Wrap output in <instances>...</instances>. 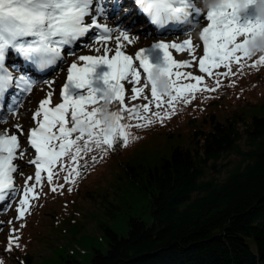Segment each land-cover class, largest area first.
<instances>
[{
    "label": "snow or ice",
    "instance_id": "snow-or-ice-1",
    "mask_svg": "<svg viewBox=\"0 0 264 264\" xmlns=\"http://www.w3.org/2000/svg\"><path fill=\"white\" fill-rule=\"evenodd\" d=\"M134 2L150 18V22L158 27L170 23H191L192 29L187 33L189 38L182 43H155L151 48L137 51L133 57L122 50L123 41L129 44L134 42V38L129 36L130 29L121 25L109 27L107 23L100 22L101 17L107 20L104 0H0V107L6 94L16 89V93L10 98L7 109L9 113L18 112L24 94L31 93L37 83L27 73L22 72L18 76L13 74L18 66L7 63L10 55H16L37 71L43 72L63 59L65 46L71 47L90 32H95L93 41L98 45L94 50L100 53L101 46L103 47V55L79 56V61L84 62L83 66H78L76 62L71 64L67 70V82L62 88L61 103L50 106L53 92L49 91L47 98L39 103V108L33 115L36 127L30 130L29 143L36 152L35 159L30 161L36 167L35 184H25L24 195L17 208L19 218L25 216L30 202L38 198L35 189L42 186V173H47V181L52 184L54 177L58 175L56 166L59 164L60 171L67 172L65 182L75 183L73 177H80V169L87 167V163L79 164L85 155L99 152L103 158L109 150H114V145L118 142H122L124 147L132 142L129 131L131 125L122 122L123 112L130 114L129 120L133 118V113L137 120H144V123H136L135 127L145 128L155 123L154 118H159L161 122L164 118H171V114L175 112L174 104L186 103L195 93L208 91L206 87H199L203 77L182 71L189 62H177L170 51L187 50L191 55L196 50L191 33L199 24L190 20V17L193 13L197 18L204 14L197 7V0ZM260 5H264V0H223L221 6L206 11L207 26L199 33V39L203 42V57L199 59L201 73L212 76L213 69L223 66L228 71L216 73V76H231L233 73L230 65L233 62L239 63L242 58L251 60L254 57L249 54L248 46L252 39L264 35V23L257 17L254 22L241 23L239 13L241 6L256 8ZM120 6L118 0L117 11ZM113 33L116 34V47L114 55L109 58L108 53L113 49L107 45L109 41H113ZM84 47L91 45L86 44ZM153 51L162 52L161 63L153 64L150 61V52ZM69 54L74 55L72 52ZM136 61L138 67L135 65ZM257 65H264V55H259L252 67ZM100 66H106L108 70L97 75L96 69ZM240 66L242 68L244 65ZM139 69L145 74L142 87H137L141 84ZM155 72L159 73L157 78H154ZM160 80L167 81L164 91L159 87ZM185 80L195 83H185ZM123 82L133 85L131 100H136L150 86L149 103L154 102L156 108L160 109L166 102L171 113L165 111L162 114L157 110L154 118H149L141 115L140 105L124 107ZM52 83L48 82L49 88ZM94 83L98 86L94 87ZM144 98L148 99L147 96ZM115 102H119V110H112ZM105 104L108 105L106 112L103 108ZM142 111L144 114L149 113V104L143 105ZM5 122L6 118H0V123ZM18 148L17 135H8L7 131L0 133V202L8 199L9 195L14 198L19 191L14 186L13 176L17 171L13 161L23 157V153L19 157L16 155ZM65 157L75 166H66ZM92 161H97L95 155L92 156ZM52 191H57V187H52ZM12 242L10 239V248Z\"/></svg>",
    "mask_w": 264,
    "mask_h": 264
},
{
    "label": "rangeland",
    "instance_id": "rangeland-1",
    "mask_svg": "<svg viewBox=\"0 0 264 264\" xmlns=\"http://www.w3.org/2000/svg\"><path fill=\"white\" fill-rule=\"evenodd\" d=\"M119 3L120 16H117L125 15L127 22H130L134 16V9L129 1L119 0ZM239 16L241 23L254 22L255 8L249 7L246 11L239 13ZM199 18L193 22L198 23ZM136 20L135 17L134 23L132 22L129 27V36L134 38V42L129 44L123 41L122 50L125 54L132 49L151 48L153 44L161 41L182 43L189 38L187 33L192 29L191 24L178 35L162 37L151 35L150 31L145 29L146 25L135 24ZM206 26L205 11L202 22L191 33L193 47L196 49L191 55L187 50L176 52L170 49V51L177 62H189L182 71L203 77L199 87H206L208 91L195 93L186 103L174 104V114L161 122L159 118H154V113L157 110L162 114L165 111L171 113L167 103L165 102L160 109L156 108L154 102L149 103L150 86L136 100H131L133 85L123 82L125 85L124 107L132 108L140 105L141 115L154 118L155 123L137 129L135 124L145 121L137 120L134 113L131 114L133 118L129 120L130 114L123 112L122 122L131 125L129 131L132 142L127 147L122 146V142H118L114 145V150H109L103 158L99 152H90L85 155L79 164L87 163V167L80 169V177H73L75 183L65 182L67 172L60 171L59 164L56 166L58 175L54 177L52 184L47 181V173H42V186H37L35 189L38 198L30 202V208L23 218H19L17 208L20 199L23 198L25 184L26 182L28 186L35 184L36 167L30 161L35 159L36 152L29 143L30 130L36 127L33 115L38 110L39 103L47 98L49 91L53 92L50 106L61 103V92L63 85L67 82L68 68L73 62L83 66L84 62L79 61V56L103 55V47L101 46V52L97 53L94 49L98 45L87 42L72 52L74 55L69 54L60 68L48 80L37 86L36 90L31 92L32 94H29L28 102L26 101L22 111L5 123H0V133L7 131L8 135H17L18 143L21 140L16 155L19 157L23 153L22 158L13 161L17 167V171L13 173L14 186L19 191L14 198L9 195L8 199L0 202V264H67V260L71 257L76 259L82 257L84 263H89L95 249H107L108 238H105L104 226L123 233L127 230L129 217L137 215L138 212L144 213L146 205L150 203L145 189L138 186L134 177L128 175V168L140 171L141 167H153L161 157L169 156L178 145L184 148L191 147L196 142V132L208 131L212 119L222 121L235 114L253 115L263 112L264 65L252 67L259 59V55L251 60L242 58L239 63L233 62L230 65L233 73L231 76H216V73L228 71L223 66L213 69L212 76L199 71V59L203 57V42L199 39V33ZM114 37L113 41H109L107 45L113 49L108 53L109 58L114 55L116 47ZM146 37H152L155 40L149 43L151 39ZM86 44H90L91 47H84ZM134 54H132L133 57ZM162 58V52H150V61L153 64L161 63ZM241 64L244 65L242 68ZM135 65L138 67V61ZM107 70L106 66H100L96 69V74L99 75ZM139 70L141 84L137 87H142L145 74L142 69ZM49 81L53 82L51 88L48 86ZM183 82L195 83V81L187 80ZM93 86L98 85L94 83ZM145 96L148 99H145ZM145 104H149L150 111L147 114L142 111V106ZM120 107L119 102H115L112 110H119ZM17 125L20 127L17 128ZM201 141L198 139V142L201 143ZM93 155L97 157L95 163L92 161ZM64 164L75 166L67 157L64 158ZM29 177L32 179H28ZM54 186L57 187V191H52ZM144 216L146 217L145 214H139L137 217L144 218ZM10 239L13 241L11 248Z\"/></svg>",
    "mask_w": 264,
    "mask_h": 264
},
{
    "label": "trees",
    "instance_id": "trees-1",
    "mask_svg": "<svg viewBox=\"0 0 264 264\" xmlns=\"http://www.w3.org/2000/svg\"><path fill=\"white\" fill-rule=\"evenodd\" d=\"M209 127L153 167L128 168L149 196L144 213L123 233L104 226L107 249L89 263L67 264H264V110Z\"/></svg>",
    "mask_w": 264,
    "mask_h": 264
},
{
    "label": "clouds",
    "instance_id": "clouds-1",
    "mask_svg": "<svg viewBox=\"0 0 264 264\" xmlns=\"http://www.w3.org/2000/svg\"><path fill=\"white\" fill-rule=\"evenodd\" d=\"M197 3L199 4V8L201 11H207L210 8L219 7L223 4V0H197ZM248 8L241 6L240 11L244 12ZM256 17L264 23V5H260L255 8ZM249 54L252 56L257 55H264V35H260L254 39H252L248 46ZM159 75L158 72L154 73V78H157ZM167 81L166 80H160L159 87L161 91H164L166 89ZM103 108L105 112L107 111L108 105H103Z\"/></svg>",
    "mask_w": 264,
    "mask_h": 264
},
{
    "label": "bare ground",
    "instance_id": "bare-ground-1",
    "mask_svg": "<svg viewBox=\"0 0 264 264\" xmlns=\"http://www.w3.org/2000/svg\"><path fill=\"white\" fill-rule=\"evenodd\" d=\"M130 2H133V0H129ZM106 3H107V5H108V13H113V12H115L116 11V4H117V0H106ZM204 16H205V11H204V14L202 15V17H200L199 18V21H198V24L200 25V23L202 22V20H203V18H204ZM192 18L194 19V20H196V14L195 13H193V15H192ZM120 21H123L122 23H124V22H126L127 20H125V15L122 17V18H120ZM146 38H149V39H151L150 40V42L149 43H151V42H153L155 39H153L152 37H146ZM148 43V44H149ZM138 49V51H139V48H137ZM137 49H132V50H128L127 51V53L129 54V55H132V54H134V53H136L137 52ZM32 94V93H31ZM28 102V101H27ZM31 103V102H30ZM32 105V104H31ZM19 144H21V140L19 141ZM112 154V153H111Z\"/></svg>",
    "mask_w": 264,
    "mask_h": 264
}]
</instances>
